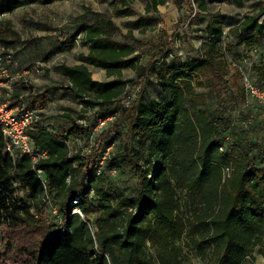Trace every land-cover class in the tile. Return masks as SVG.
I'll list each match as a JSON object with an SVG mask.
<instances>
[{
	"label": "trees",
	"instance_id": "trees-1",
	"mask_svg": "<svg viewBox=\"0 0 264 264\" xmlns=\"http://www.w3.org/2000/svg\"><path fill=\"white\" fill-rule=\"evenodd\" d=\"M53 1L0 0V18L22 5ZM119 1L123 7L115 8L114 14L130 16L126 6L134 0ZM170 2L182 3L146 0L144 13H156ZM192 3L208 16L203 31L207 41L197 57L172 64L166 60L169 49L164 44L141 68L130 45L111 40L119 30L109 19L59 33L56 53L77 37L88 46V52L79 56V64H61L58 69L67 78L64 89L83 111L98 108L100 117L90 128L85 127V119H73L66 113L63 122L49 128L40 113V121L29 132L32 145L46 155L34 165L41 171L40 177L28 156L13 160L5 152L0 131V264H184L178 245L182 238L200 264H254V254L264 257V161H258L260 156L264 160V147L248 157L231 141L228 106L238 94L243 99L245 95L236 84L238 73L232 83L226 79L227 66L218 53L223 34L220 14L209 10L202 0ZM262 14L264 6L256 2L229 30L235 46L249 51L262 46L264 21L258 19ZM146 22L139 19L137 28L145 27ZM124 38L131 40V33ZM18 39L10 23L0 21V49L14 48ZM87 66L104 70L107 77L132 69L138 73L133 84L138 92L127 105L103 109L122 99L125 84L95 81ZM148 72L154 74L160 96L144 101L143 80ZM17 84L5 91L9 105L29 110H43L36 108V99L59 89L49 87L32 97L31 89ZM259 87L264 90V85ZM211 102L214 109L209 108ZM106 119L110 120L89 154L70 147V139L88 140L98 120ZM122 123L127 129L122 164L136 177L129 197L107 191L100 172V158ZM134 142L145 161L131 153ZM103 165L120 167L109 159ZM179 191L184 192L185 215ZM45 199L47 210L40 207ZM74 209L79 213H72ZM92 215L96 216L94 225L89 220Z\"/></svg>",
	"mask_w": 264,
	"mask_h": 264
},
{
	"label": "rangeland",
	"instance_id": "rangeland-1",
	"mask_svg": "<svg viewBox=\"0 0 264 264\" xmlns=\"http://www.w3.org/2000/svg\"><path fill=\"white\" fill-rule=\"evenodd\" d=\"M202 1L207 4L209 10L220 14L219 21L223 34L219 39L218 53L220 59L227 66L226 79L232 83L233 76L238 73L239 79L236 84L239 89L240 87L243 89L241 69L256 86L264 85V42L258 48L257 53H253L245 47L235 46L232 35L229 34V30L236 27L243 17L252 11L256 2H260L264 6V0H240V5L236 4L235 0ZM145 2L146 0H134L127 4L126 8L131 12L128 17L114 14L115 8L123 7L119 0H56L48 4L22 5L0 18L1 22L10 23L19 38L14 48L4 51L0 49V51L12 53L16 60V65L10 70V74L20 76L17 86L31 89L32 97L41 94L46 88H59L50 90L44 98L41 96L35 102L36 108H43L42 114H44L46 125L49 128L63 122L65 118L62 115L66 113H69L73 119H85V127L91 128L95 120L100 117L101 112L98 108L83 111L73 94L64 89L67 86V78L58 69L59 65L74 66L79 64V56L88 52V46L77 37L71 46H66L63 52L56 53L55 45L59 33H70L77 26L83 23H92L97 19H109L119 30V33H116L111 40L115 43L130 45L134 50V55L138 57V64L141 68L164 44L168 45L169 52L166 60L170 64L195 58L204 50L203 44L207 39L203 31L208 25L209 19L205 13L198 11L192 0H181V6L170 2L158 7V12L149 14L144 13ZM144 18L147 21L146 26L137 28L136 22ZM258 19L264 21V14ZM129 33L132 38L126 41L124 35ZM87 67L95 81L120 80L125 84L122 99H116L103 109L124 105L128 101V97L138 92V87L133 85L138 73L130 68L123 69L117 76L107 77L104 70ZM143 82L145 84L142 96L144 101L160 96L153 73H146ZM61 87L63 88L60 89ZM4 99L8 100L5 92ZM26 99L32 100L33 98L27 97ZM210 107L214 109L213 102L209 105ZM228 107L230 109L227 115L233 125L231 141L239 153L248 157L261 153L262 147H264V106L253 100L246 102L245 98L243 99V96L238 94ZM106 125L92 128V134L88 140L70 139V147L74 151L81 149L83 153L89 154L97 135ZM126 131V126L122 123L111 134L110 139H113L100 158V172L105 177L107 191H114L116 194L129 197L135 190L136 177L128 167L122 164L124 159L122 155L123 138ZM130 147L131 153L140 156L141 162L145 161V155L137 153L135 142ZM104 159H109L114 165L119 163L120 167L108 169L103 165ZM258 161H264L262 156ZM177 197L182 205L181 211H184L183 215H185L184 192L179 191ZM47 202L48 200L45 199L43 206H40L44 208L43 210H47V206L45 207ZM77 212L78 209L72 211V213ZM89 220L91 225H94L96 216H90ZM185 244L184 238L178 243L182 248L181 259L184 264H200L199 257L191 247H187ZM0 245H2V241ZM149 253H153L150 247ZM254 257V264H264V257L257 254H254Z\"/></svg>",
	"mask_w": 264,
	"mask_h": 264
},
{
	"label": "built area",
	"instance_id": "built-area-1",
	"mask_svg": "<svg viewBox=\"0 0 264 264\" xmlns=\"http://www.w3.org/2000/svg\"><path fill=\"white\" fill-rule=\"evenodd\" d=\"M257 53L256 50L252 51ZM16 65V60L12 53L0 51V131L4 138L5 152L14 160L18 157L28 156L32 162L34 173L40 177L41 171L34 168V165L46 157L45 153H40L32 145L29 132L33 129L34 124L40 121V113L42 110H29L23 105L10 107L9 101L4 99V89H10V85L20 79L19 75H11ZM242 86L245 95V101H256L257 104L264 106V90L256 86L249 76L240 69ZM130 99V97H128ZM128 99V101H129ZM128 101L124 104L127 105ZM106 120H98L96 128L105 126ZM229 175L228 169L225 176ZM56 215L54 209L51 210ZM79 213V212H77ZM199 264V263H195Z\"/></svg>",
	"mask_w": 264,
	"mask_h": 264
},
{
	"label": "crops",
	"instance_id": "crops-1",
	"mask_svg": "<svg viewBox=\"0 0 264 264\" xmlns=\"http://www.w3.org/2000/svg\"><path fill=\"white\" fill-rule=\"evenodd\" d=\"M13 83H14V82H13ZM13 83H12V84H13ZM10 87H11V85H10ZM8 90H9V89H8ZM5 91H7V89H4V92H5Z\"/></svg>",
	"mask_w": 264,
	"mask_h": 264
}]
</instances>
